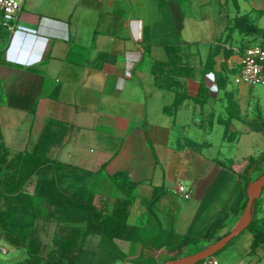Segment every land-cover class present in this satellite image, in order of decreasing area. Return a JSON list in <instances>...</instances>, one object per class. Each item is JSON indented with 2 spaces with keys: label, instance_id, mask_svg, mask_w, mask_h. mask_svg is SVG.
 Listing matches in <instances>:
<instances>
[{
  "label": "crops",
  "instance_id": "0c3cea01",
  "mask_svg": "<svg viewBox=\"0 0 264 264\" xmlns=\"http://www.w3.org/2000/svg\"><path fill=\"white\" fill-rule=\"evenodd\" d=\"M18 25L0 33V144L94 172L96 203L123 197L112 177L128 172L141 242L109 240L114 264L166 262L169 227L208 247L236 226L248 188L231 167L264 173V85L233 77L264 42V0H25ZM254 206L221 264H264V187Z\"/></svg>",
  "mask_w": 264,
  "mask_h": 264
},
{
  "label": "trees",
  "instance_id": "16d2710c",
  "mask_svg": "<svg viewBox=\"0 0 264 264\" xmlns=\"http://www.w3.org/2000/svg\"><path fill=\"white\" fill-rule=\"evenodd\" d=\"M260 33L264 38V31ZM207 98L208 92L202 85L197 99L205 102ZM254 163L255 160L251 158L243 170L237 171L231 167V170L245 179L246 188L252 183L250 174ZM51 169L57 175V179L48 177L47 173ZM93 174L94 172L76 165L51 159L41 146L32 151L12 152L4 143L0 144V237H4L17 248L27 249V257L15 264H81V255L85 252L84 241L89 233L102 234L112 242L114 239L141 242L137 226L130 223L131 209L138 197L137 183H133V188L125 196L115 197L112 204L110 197H105L96 203L94 187H91V194L83 201L68 196L59 187V183L65 178L80 177L79 181L83 183L84 175ZM35 177L36 181H34ZM112 179L118 189H122L128 181V172L119 171L113 175ZM31 184L34 185V189L27 192L26 189ZM165 191L164 187L155 186L152 197L145 201L154 215L152 205ZM24 195L28 196L30 201V221L25 231H18L13 228V202L15 196ZM1 200L6 206L5 209L1 207ZM247 201L248 199L244 202L243 208ZM54 205L58 209L73 211L75 220L71 223L57 222L50 243L44 244L37 237L34 224L39 219L53 221L56 216L55 209L52 208ZM254 209L255 206L251 225L257 222ZM169 228L171 229L167 241L169 251L181 248L195 240L190 236H179L172 227ZM200 250L202 249L198 251Z\"/></svg>",
  "mask_w": 264,
  "mask_h": 264
},
{
  "label": "rangeland",
  "instance_id": "374dc122",
  "mask_svg": "<svg viewBox=\"0 0 264 264\" xmlns=\"http://www.w3.org/2000/svg\"><path fill=\"white\" fill-rule=\"evenodd\" d=\"M257 44H261L264 46V42H260ZM52 159V158H51ZM49 178L57 179V175L51 169L47 173ZM80 178V177H79ZM79 178H65L61 183H59V187L61 191H63L68 196L78 200L83 201L87 198L89 194H91V187L95 188L94 195L96 194L98 187V181L96 176L94 178H88L85 182L81 183ZM84 178V177H83ZM36 178H34V181ZM108 188H110L109 183H105ZM133 184H126L122 189L116 190V194H120L122 196L126 195L132 188ZM34 189V185H30L27 187L26 191L31 192ZM145 192V190H142ZM248 197V195H247ZM166 200H157L152 208L156 209L158 212L164 208V203ZM3 200H1V207L3 209L6 208L5 205L2 204ZM14 216H13V228L18 231H25L26 225L29 224V213L31 211L30 201L28 196H15L14 198ZM146 206V204H145ZM55 209L56 216L53 221H46L43 219H39L35 221V228L37 232V237L44 244H49L52 238V234L54 231L55 224L57 222H66L71 223L74 219V213L70 209H58L55 205L52 206ZM242 209V214L244 212ZM74 214V215H73ZM242 214L240 218L242 217ZM264 221V217L262 218ZM94 235V234H93ZM89 235L86 236L84 243H87V248L85 252L81 255L80 262L81 264H114L115 262V250L113 244L105 238L102 234L96 235L95 239L88 240ZM162 237V235H161ZM209 241V237L199 238L191 241L189 244L185 245L183 248H176L174 252L171 254L173 259H166V261L177 260L183 257L189 256L191 254L196 253L199 249L206 247L207 242ZM37 246V242L35 243ZM157 248V246L155 247ZM0 259H7L5 264H15L17 261L22 260L24 257H27V249L25 247L14 248V247H3L0 244ZM177 251H180L179 254ZM177 256V257H176ZM217 257V254L214 255ZM175 257V258H174ZM1 264V263H0Z\"/></svg>",
  "mask_w": 264,
  "mask_h": 264
},
{
  "label": "built area",
  "instance_id": "2783aa9c",
  "mask_svg": "<svg viewBox=\"0 0 264 264\" xmlns=\"http://www.w3.org/2000/svg\"><path fill=\"white\" fill-rule=\"evenodd\" d=\"M25 0H0V33L3 30L14 32ZM234 83L264 85V46L253 44L246 47L240 62V69L233 77ZM178 191L189 198L190 193L184 184ZM196 264H221L216 256L207 257Z\"/></svg>",
  "mask_w": 264,
  "mask_h": 264
},
{
  "label": "water",
  "instance_id": "95a60500",
  "mask_svg": "<svg viewBox=\"0 0 264 264\" xmlns=\"http://www.w3.org/2000/svg\"><path fill=\"white\" fill-rule=\"evenodd\" d=\"M263 187H264V173L258 179H256L249 185L247 189L248 201L245 206L242 217L240 218L236 226L229 233L222 236L219 240H217L212 245L194 254L183 257L181 259L166 261L162 264H196L197 262L207 257L213 256L219 253L235 237H237L242 231H244L251 224L254 204L258 196V193L263 189Z\"/></svg>",
  "mask_w": 264,
  "mask_h": 264
}]
</instances>
